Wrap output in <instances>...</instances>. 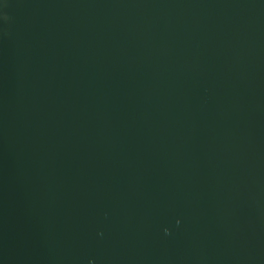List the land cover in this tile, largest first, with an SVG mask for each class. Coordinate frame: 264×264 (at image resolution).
I'll return each instance as SVG.
<instances>
[{
	"label": "water",
	"instance_id": "1",
	"mask_svg": "<svg viewBox=\"0 0 264 264\" xmlns=\"http://www.w3.org/2000/svg\"><path fill=\"white\" fill-rule=\"evenodd\" d=\"M0 264H264V0H0Z\"/></svg>",
	"mask_w": 264,
	"mask_h": 264
}]
</instances>
